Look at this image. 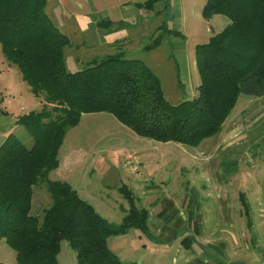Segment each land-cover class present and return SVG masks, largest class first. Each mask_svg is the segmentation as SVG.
I'll return each mask as SVG.
<instances>
[{
  "label": "trees",
  "instance_id": "16d2710c",
  "mask_svg": "<svg viewBox=\"0 0 264 264\" xmlns=\"http://www.w3.org/2000/svg\"><path fill=\"white\" fill-rule=\"evenodd\" d=\"M46 3L0 0L1 53L41 103L14 120L31 140L10 133L0 146V240L15 253L13 264H58L62 240L75 252L76 264H136L120 261L107 240L130 229L147 234L148 212L134 208L121 185L130 210L113 225L68 183L49 180L60 145L83 115L94 113L110 114L137 136L157 142L196 147L213 138L240 95L264 97V0L206 1L203 18L219 15L229 23L195 46L196 96L174 105L157 75L141 60L124 58V52L67 71L63 52L69 40L49 19ZM158 45L157 40L143 50ZM39 184L51 200L41 218L30 213Z\"/></svg>",
  "mask_w": 264,
  "mask_h": 264
},
{
  "label": "rangeland",
  "instance_id": "374dc122",
  "mask_svg": "<svg viewBox=\"0 0 264 264\" xmlns=\"http://www.w3.org/2000/svg\"><path fill=\"white\" fill-rule=\"evenodd\" d=\"M206 1L173 3L166 14L161 12L155 21L154 18L146 20L143 27L132 25L130 41L126 39L122 45L115 43L119 49L116 51L124 52V58L141 60L157 75L166 100L173 105L187 99L175 84L180 79L175 74L179 65L182 67L181 60L174 57L171 37L163 30L172 23L171 28L182 35V41H176L185 40L186 64L183 66L193 84L198 85L195 46L206 43L224 29V21L228 22L222 16L203 21L201 11ZM45 12L47 14L46 9ZM87 37H93L92 31ZM79 38L81 36L72 39L63 52L64 66L69 72L82 70L92 60L103 57L102 48L90 39L83 45ZM157 40L156 49L142 50ZM91 45H95V49H89ZM250 98L253 97L240 95L220 133L203 139L196 147L139 137L107 113L85 114L77 126L67 131L58 152V167L49 179L69 180L80 198L113 225L119 224L130 210V203L120 193L121 185L127 188L132 205L138 210L155 214L168 210L175 218L179 212L185 215L192 210L194 220L202 223L205 232L200 243L204 245L209 241L204 249L195 253L192 246L178 247L179 240L162 242L149 227L147 234L131 229L126 235L107 240L109 249L122 262L264 264V139L258 138L253 126L260 123H256L257 116H253L252 110L248 119L239 118L242 111L250 109ZM20 129L24 134L19 137L27 143L31 138L23 127ZM234 129L230 136L229 132ZM132 182L143 186L139 184L132 190L128 185ZM34 192L32 213L41 218L51 200L44 184L36 186ZM174 205L179 210H174ZM162 220L163 216L155 217L160 228L165 226ZM57 262L76 264L75 252L65 240L60 242ZM13 263L15 253L0 240V264Z\"/></svg>",
  "mask_w": 264,
  "mask_h": 264
},
{
  "label": "crops",
  "instance_id": "0c3cea01",
  "mask_svg": "<svg viewBox=\"0 0 264 264\" xmlns=\"http://www.w3.org/2000/svg\"><path fill=\"white\" fill-rule=\"evenodd\" d=\"M180 1L181 0H47L45 9L49 19L54 24V27H56L68 38L69 45L71 44L72 39H76L77 36H81L79 39L83 45H85L86 41L90 39V41H93L97 46L103 49V52L101 53H103L104 58L108 55L116 54V50H119L115 46L116 42H120L122 45V42L130 39L129 36L132 35V29L130 27L132 25L143 27L146 20L154 18L153 20L155 21L157 15L159 16L163 11L166 14L167 10L172 7L173 3L177 4ZM216 16L219 15H214L211 18ZM203 21L206 22V19ZM223 24L225 28L228 22L224 21ZM66 26H68L67 29L64 28ZM171 26L172 23L170 24L169 28L166 26L167 30L175 32L176 34L166 35L171 37L173 49L172 52L174 57L180 59L182 64L181 68L179 65V70L177 74H175L178 75V78H180L177 80V82L175 81V84L178 85V87L182 90V94L186 96L185 98L187 100H191L195 96V93H197L196 89L199 84L197 85L196 82L193 84L189 78L188 72L186 69H184L185 67L183 64H186V61L184 60L185 40H183V43L176 41L177 39L182 41V35L178 31L173 30ZM91 31L93 33V37L88 38L87 36ZM154 33L155 30L153 31V34ZM95 47V45L88 46V48H91V50L95 49ZM114 51L116 52L111 54ZM179 99L177 101H180ZM248 101L250 102V109L242 111L243 115H241L239 118L240 120H246L248 119V116H251L250 112L253 111V116H257L255 118L256 123H260L253 126L255 129H257L258 138L260 137L262 139L263 137L264 139V97H253L248 99ZM37 106H39L37 99L29 91L27 85L20 79L17 69L14 66L9 65L4 60L0 50V146L8 136L7 134L13 133L17 136L24 134L20 129L21 127L17 125L14 120H16L17 117L22 114L35 111ZM234 115L236 116V114ZM233 132H235V129L231 130L229 134ZM231 135L232 134H230V136ZM55 170L48 174V179L50 176H52ZM49 180L55 182H66L74 190H76L71 185V182L65 178L55 177L53 180L51 178ZM139 184L142 185L140 182H132V184L130 183L128 185L131 186V189L133 190V188L139 186ZM150 192V190L149 192L147 191L148 195ZM35 197L36 195L33 190L31 199L32 208L30 212L32 215V212H34L33 203ZM171 203L174 204L172 200ZM193 203H196V200H194ZM172 208H174L176 211L179 210V208L175 207V205ZM147 212L148 227L150 228V231L155 234L154 236L160 238L162 242H177L179 240L180 245L178 247L182 248L185 246H192L194 247L195 253H199L200 249H204V247L209 244V241H207V243L204 245L203 243H200V239L202 238L201 236H203L205 232H203L202 223L194 220L192 210L186 211L187 213L185 215H180L179 212L178 218L173 217V213L169 212L168 210L164 212L159 211L157 214L151 213L150 210H147ZM161 215L164 218L162 221H164L165 226L160 228L158 224L155 223V217L160 218L162 217ZM130 230H128L126 234H128ZM183 244L184 246L181 247ZM212 244L214 246V243ZM211 261H213V259H211Z\"/></svg>",
  "mask_w": 264,
  "mask_h": 264
}]
</instances>
